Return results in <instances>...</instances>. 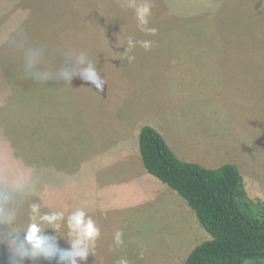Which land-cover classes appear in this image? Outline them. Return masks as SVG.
<instances>
[{
	"label": "rangeland",
	"instance_id": "1",
	"mask_svg": "<svg viewBox=\"0 0 264 264\" xmlns=\"http://www.w3.org/2000/svg\"><path fill=\"white\" fill-rule=\"evenodd\" d=\"M133 2L144 0H0V32L20 22L31 42L47 48L48 66L62 63V50L85 51L103 76L98 89L79 78L71 84H37L21 77V55L0 46V183L15 175L31 188L22 196L19 228L28 221L29 204L39 203L40 212H46L39 192L40 199L34 185L29 186L39 179L38 169L73 168L70 172L83 173L87 185L90 169L94 173L100 169L98 161L130 135L135 120H154L156 109L164 106H172L176 116L185 110V119L212 123L215 129H198V138L204 134L226 146L231 139L238 141L226 154L231 159L218 161L238 160L247 195L264 202V0H148L146 25L137 19ZM129 36L151 41V47L137 44L124 55ZM125 154L121 151L115 157L119 169L126 166ZM129 183L134 191L140 189L135 176ZM150 193L156 192L146 191ZM119 207L125 213L132 209L123 202ZM116 208L109 206L107 214ZM176 208L155 201L150 213L145 211L150 218L136 213L125 226L145 229L142 243L166 225L176 229L178 238L189 239ZM203 233L209 238L204 229ZM57 234L66 236L67 229ZM60 240L64 248L65 239ZM119 246L114 236L106 249L117 255V261L127 257ZM83 257H78L81 264ZM39 261L24 264H42ZM0 264H8L4 245Z\"/></svg>",
	"mask_w": 264,
	"mask_h": 264
},
{
	"label": "crops",
	"instance_id": "2",
	"mask_svg": "<svg viewBox=\"0 0 264 264\" xmlns=\"http://www.w3.org/2000/svg\"><path fill=\"white\" fill-rule=\"evenodd\" d=\"M215 86L216 83L211 85L213 88ZM188 111H191V108ZM185 112L184 110L180 116H176L172 111V106H164L156 109L154 120L149 122L147 119H143L142 122H139V119L135 120L137 124L132 126L131 133L128 131L130 135H125L116 146L113 145L104 153L101 161H98L97 165L100 166V169L95 173L91 169L89 172L87 170V185L84 183L83 173L70 172L74 170L73 168L66 172L62 171V168L56 172L51 169H38L40 171L39 179H35L34 183H30L29 186L34 185L32 189L37 197L39 192L41 200L46 203V206L42 207L46 212L62 209V212L67 216L78 208L84 209L100 228L101 237L96 240L95 251L84 255L83 264H116L117 255L106 249L117 231L122 232V243L119 248L125 253L130 264H184L196 246L210 239L203 233L202 226L187 203L174 190L146 171L139 152V131L143 126L148 125L161 135L179 160L198 164L206 169H216L224 164H235L238 161H218L220 157L224 160L231 159V156L226 154L233 150V144L239 143L238 141L231 139L230 145L226 146L214 144L213 140L204 134H200V138H198V129L206 128V130L213 131L215 128L210 126L212 123L206 120L185 119ZM41 139L39 140L42 146ZM121 151L126 152L124 155L125 168L128 167L126 170L125 168L119 169L117 163H113ZM93 157L96 158L95 154ZM66 160H70V158L66 156ZM118 163V165L122 164L119 157ZM237 165L235 164L238 168ZM31 171H29V181L32 175ZM133 176L139 183L140 189L137 191L130 188L129 182ZM40 181H43L44 184H41ZM29 189L31 188H26L28 191ZM149 190H154L156 196L151 193L147 195L146 191ZM90 192L93 193L90 195ZM155 201L176 205L177 208L173 210L176 213H178L179 207L184 221L183 226L189 231V239L178 238L176 229L166 225L165 230L162 228L156 237H149L148 240L144 238V243H142L140 237L145 229L125 226L129 218L134 217L136 213L150 218L145 215V211L148 210L150 213L149 209ZM121 202L127 205V209H132L125 213V210L119 207ZM69 205L72 206V209L67 208ZM109 206L117 208L111 214H107ZM170 236H175L176 239L174 240ZM59 244L62 245L63 242L60 240ZM67 247L69 245L65 240L64 248ZM117 250L119 251L118 248ZM39 262L53 264V260L46 263L40 259Z\"/></svg>",
	"mask_w": 264,
	"mask_h": 264
},
{
	"label": "clouds",
	"instance_id": "3",
	"mask_svg": "<svg viewBox=\"0 0 264 264\" xmlns=\"http://www.w3.org/2000/svg\"><path fill=\"white\" fill-rule=\"evenodd\" d=\"M141 25L148 23L151 6L148 0L142 3H131ZM155 33L156 29H143ZM151 41H136L131 36L127 39L126 55L137 44L148 49ZM0 46H3L22 57V78L30 79L37 84L50 81L71 84L79 78L93 88L103 83L101 71L93 63L85 51L66 49L61 51L62 63L58 67L47 64V48L42 44L30 41L28 34L20 22H15L6 31L0 32ZM134 57H129V61ZM26 184L15 175L0 183V245L8 250V264H24L25 260L33 262L40 259L56 260L57 264H81L78 257L94 253L96 240L100 236V228L95 220L84 209L71 211L67 216L61 211L40 212L39 203L29 204L30 214L27 223L18 227L19 207L22 203ZM67 229L66 236L58 235V230ZM51 229L54 235H49ZM23 239H19V237ZM64 238L69 245L60 247L58 238ZM122 232L115 233L117 243H122ZM116 264H130L127 257H121Z\"/></svg>",
	"mask_w": 264,
	"mask_h": 264
},
{
	"label": "trees",
	"instance_id": "4",
	"mask_svg": "<svg viewBox=\"0 0 264 264\" xmlns=\"http://www.w3.org/2000/svg\"><path fill=\"white\" fill-rule=\"evenodd\" d=\"M138 145L146 171L187 203L210 237L184 264H264V202L249 198L235 165L206 169L179 160L148 125Z\"/></svg>",
	"mask_w": 264,
	"mask_h": 264
}]
</instances>
